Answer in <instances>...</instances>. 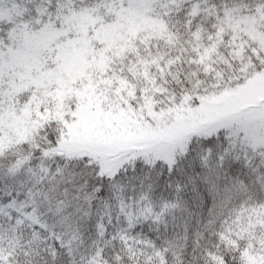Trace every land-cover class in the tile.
<instances>
[{"label": "snow or ice", "instance_id": "obj_1", "mask_svg": "<svg viewBox=\"0 0 264 264\" xmlns=\"http://www.w3.org/2000/svg\"><path fill=\"white\" fill-rule=\"evenodd\" d=\"M0 264H264V0H0Z\"/></svg>", "mask_w": 264, "mask_h": 264}]
</instances>
